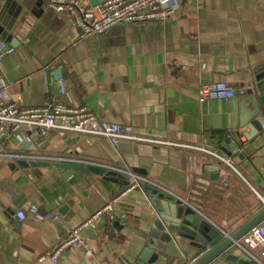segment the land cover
<instances>
[{"label":"crops","instance_id":"1","mask_svg":"<svg viewBox=\"0 0 264 264\" xmlns=\"http://www.w3.org/2000/svg\"><path fill=\"white\" fill-rule=\"evenodd\" d=\"M177 1L180 8L166 22L118 23L102 35L80 37L71 16L44 0H0V14L12 24L13 42L6 41L19 48L4 57L0 76L16 82L10 90L25 106L55 96L91 107L100 119L131 124L141 137L189 144L207 138L217 152L233 157L235 169L224 192L204 196L200 213L233 233L264 207V82L256 83L254 74L264 60V0ZM204 81H227L237 92L228 100L200 101ZM232 129L240 137L237 154L228 138ZM32 138L12 136L20 151L94 169L25 167L0 158V264H30L135 181L117 202L108 235L105 218L83 230L94 256L72 249L59 264H131L152 235L166 241L157 237L166 249L158 264H187L205 251L200 241L163 234L167 219L199 212L185 202L191 185L182 147L132 139L113 144L59 128ZM213 164L210 159L207 167ZM99 166L108 171L99 174ZM19 211L26 212L24 219ZM242 253L233 245L223 256L229 255L227 264H256Z\"/></svg>","mask_w":264,"mask_h":264},{"label":"built area","instance_id":"2","mask_svg":"<svg viewBox=\"0 0 264 264\" xmlns=\"http://www.w3.org/2000/svg\"><path fill=\"white\" fill-rule=\"evenodd\" d=\"M44 1L50 9L68 13L80 37L91 34L102 35L118 23L166 22L180 8V3L177 0H100L96 5H91L86 0ZM18 49L17 46L0 37V63L4 57ZM176 66L180 65L176 62ZM15 83L5 76H0V158L5 161L15 162L18 159L61 160L48 155H34L27 151H20L12 139V136L18 133L23 134L26 142H31L33 133L46 135L52 128H59L87 135H100L108 138L113 144H119L124 139H132L182 147L186 152L187 182L191 185L190 195L185 202L199 212L201 202L206 194L211 191L222 193L231 182L230 171L235 169L233 157L230 154L217 152L209 145L207 138L202 144H189L141 137L134 133L131 124L100 119L91 107L69 105L55 96L43 104L25 106L21 103L20 96L10 90ZM57 83L60 85L61 93H65L66 78L60 74ZM236 92V87L227 81H204L199 85L197 95L200 101L228 100ZM262 127L264 129V123ZM228 134V138L230 137L234 145L232 152L239 153L242 148L240 145H235V142L237 143L240 137L233 129ZM210 159L220 164L219 175L215 180L208 175L207 164ZM136 185L135 181L112 196L89 217L73 227L66 237L46 248L30 264H42L46 261L59 264L66 253L78 248L82 249L87 257L94 256L93 250L82 234L83 230L96 225L105 218L107 219L106 235H108L115 221L117 202ZM17 216L24 219L26 212L19 211ZM223 232L225 236L231 234V232ZM234 245L246 252L256 264H264V223L252 227ZM209 249H205L198 257ZM198 257L187 264H192ZM225 257H219L213 264H227Z\"/></svg>","mask_w":264,"mask_h":264},{"label":"water","instance_id":"3","mask_svg":"<svg viewBox=\"0 0 264 264\" xmlns=\"http://www.w3.org/2000/svg\"><path fill=\"white\" fill-rule=\"evenodd\" d=\"M100 1V0H99ZM12 28L11 22L6 20L5 14H0V33L2 34V38L8 41L13 42V36L9 33ZM255 82L261 84L264 82V60L262 64L255 71ZM262 105L264 108V97L261 98ZM232 149H234V145H232ZM25 167H55L60 170L67 169H79L81 171L88 172L93 170L89 164L78 161H63V160H44V159H18L17 162ZM220 164H213L207 167L208 175L212 179H217L219 175ZM212 171V173L209 172ZM215 170V172H214ZM108 171V168L105 166L97 167V172L99 174H105ZM111 175L118 176V173L115 171H110ZM119 182L118 178L115 180ZM264 220V207L256 213L253 217H251L247 222H245L240 228H238L235 232L231 233L230 236H225L223 230L220 227L215 225L212 221H210L207 217H205L202 213L196 212L192 219L179 218L175 220L167 219L165 221V229L164 233H166L171 240L177 241V236L186 237L188 239H194L200 241L201 243L207 245L205 249H209L203 256L197 259L192 264H213V262L219 257L223 256V254L227 251V249L231 248L236 241H238L244 234H246L252 227L258 225ZM163 241L164 235L160 236H151L149 245L146 247L141 256L135 260L131 264H158L161 257L164 256V252L166 249L162 246L165 244L161 241H158L159 238ZM166 242V241H165ZM158 249V253H155L153 256H148L150 252H154V250ZM229 260L228 257H225ZM241 258L245 259L248 262H253V259L246 253L243 252L241 254Z\"/></svg>","mask_w":264,"mask_h":264},{"label":"rangeland","instance_id":"4","mask_svg":"<svg viewBox=\"0 0 264 264\" xmlns=\"http://www.w3.org/2000/svg\"><path fill=\"white\" fill-rule=\"evenodd\" d=\"M95 35H97V34H95Z\"/></svg>","mask_w":264,"mask_h":264}]
</instances>
